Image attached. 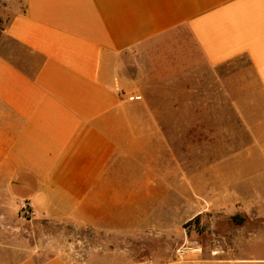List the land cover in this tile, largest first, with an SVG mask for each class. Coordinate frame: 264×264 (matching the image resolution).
Segmentation results:
<instances>
[{"label":"crops","instance_id":"1","mask_svg":"<svg viewBox=\"0 0 264 264\" xmlns=\"http://www.w3.org/2000/svg\"><path fill=\"white\" fill-rule=\"evenodd\" d=\"M11 3L6 31L15 47L0 51V224H10L0 226V264H79L61 252L16 253L9 239L25 204L30 219L124 237L129 180L140 190H185L173 187L161 161L175 159L179 143L186 153L192 127L206 125L192 110L209 104L233 112L231 153L212 170L215 203L264 207V0ZM132 49L139 93L128 72ZM192 73L205 82L182 84ZM157 91L167 100L157 102ZM196 93L205 98L194 108L192 99L173 97ZM145 127L150 135L140 133ZM208 175L194 182L203 189ZM161 264H264V257L196 253Z\"/></svg>","mask_w":264,"mask_h":264},{"label":"rangeland","instance_id":"2","mask_svg":"<svg viewBox=\"0 0 264 264\" xmlns=\"http://www.w3.org/2000/svg\"><path fill=\"white\" fill-rule=\"evenodd\" d=\"M12 12L11 0H0V51L9 52L15 47L9 43L10 37L6 31ZM127 58L128 72L138 82L134 93H139V52L132 49L127 52ZM203 70L212 72L215 69L205 67ZM180 79L182 84L190 83L191 86L205 82L195 73ZM147 97L146 101L151 102V87L148 88ZM173 97L192 99L193 108L199 106L200 98H205L197 93ZM154 98L159 102L167 100L168 96L160 95L157 91ZM133 113L139 114V107H135ZM192 114L194 119L202 115L206 125L193 126L192 141L186 146V153H183V144H176L177 157L162 160L160 166L161 170L174 177L175 180L171 181L174 188L180 186L185 190H140L139 184H134V179L129 178L131 188L127 192L128 206L124 216L127 231L124 237L117 238L114 232L105 227H81L46 219H30L21 213L19 221L11 229L14 231L9 239L11 247L19 256L34 254L39 259L61 252L67 259L79 264H115L123 261L161 264L196 253L263 258L264 207L242 211V207H233L228 199L220 201L224 205H219L215 203L219 196L212 190L216 187L212 170L220 157L229 155L232 150L230 129L233 112L229 109L217 111L209 104L208 111L199 110L198 107L192 110ZM140 133L150 135L151 127H145ZM200 138L204 142H200ZM222 138L223 142H220ZM133 151L139 154V149ZM205 171L209 175L201 189L194 180L199 181V175ZM7 225L10 226L0 224L2 227Z\"/></svg>","mask_w":264,"mask_h":264},{"label":"built area","instance_id":"3","mask_svg":"<svg viewBox=\"0 0 264 264\" xmlns=\"http://www.w3.org/2000/svg\"><path fill=\"white\" fill-rule=\"evenodd\" d=\"M140 97H141V95H134L133 96V98H140ZM21 210H22V214L27 218H31L32 216L35 215V212L32 209H30L29 206L26 204L22 206Z\"/></svg>","mask_w":264,"mask_h":264}]
</instances>
